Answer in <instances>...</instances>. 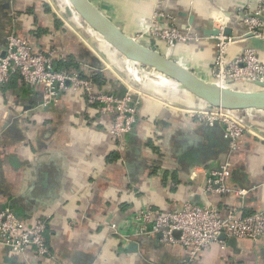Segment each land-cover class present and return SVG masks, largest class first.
<instances>
[{"label":"crops","instance_id":"1","mask_svg":"<svg viewBox=\"0 0 264 264\" xmlns=\"http://www.w3.org/2000/svg\"><path fill=\"white\" fill-rule=\"evenodd\" d=\"M89 1L133 38L149 26L154 11L187 12L197 26L213 18L218 28V8L234 22L237 9L264 8V0ZM65 3L0 0V50L14 28L36 52L55 50L64 60L58 68L92 80L97 92L132 93L135 122L119 150V141L109 133L111 115L88 104L71 86L47 108L40 104L41 89L26 88L18 76L0 89V209L9 206L28 226L48 218L50 253L14 255L0 246V264H180L187 258L183 247L161 243L157 236H132L129 218L146 205L173 212L186 202L214 207L222 216L229 210L264 212V112H242L249 128L232 149L222 126L195 116L194 111L205 108L202 101L160 74L142 76L131 69L130 79L125 58ZM210 11L215 16L208 17ZM196 43L155 47L214 82V47ZM240 50L241 44L229 47L228 60ZM258 57L264 64V55ZM232 88L264 90L240 83ZM223 166L228 169L225 183L244 190L243 197L205 192L212 172ZM191 264H264V238L232 245L227 239L224 249L213 243Z\"/></svg>","mask_w":264,"mask_h":264},{"label":"built area","instance_id":"2","mask_svg":"<svg viewBox=\"0 0 264 264\" xmlns=\"http://www.w3.org/2000/svg\"><path fill=\"white\" fill-rule=\"evenodd\" d=\"M213 15V13H211ZM239 21L255 38L264 41V23L255 16L264 17V8L237 9ZM246 16L242 19V16ZM215 16V14L213 15ZM169 19V18H168ZM161 12L154 11L149 26L135 40H146V46L157 50L155 44H163L173 48L178 44H186L190 40L199 42L198 36L191 37L179 32ZM238 40L220 38L217 56L212 67V79L222 88L233 89L234 84L264 83V64L255 51L245 50L235 59L228 60L225 49ZM55 50L47 53L36 52L32 42L13 28L5 37V44L0 50V89L7 85L14 76H18L28 89L40 88L42 107H49L58 102L61 94L70 86L86 98L88 104L96 105L100 112L111 115L109 133L119 141V150L124 148V137L135 122L136 100L132 93L104 94L97 92L94 82L83 78L78 72L58 69L64 62L56 55ZM130 62V61H129ZM139 71L142 76L153 75L146 67L125 63L126 71ZM129 73V72H128ZM130 78L131 74L129 73ZM242 112L221 108L207 107L194 111L198 120L210 126H222L230 147L235 149L238 140L249 126L243 120ZM227 167L212 172L205 192L210 195L236 193L245 195L244 190H235L227 186ZM48 218L38 220L28 226L25 221L9 206L0 209V246L14 255L33 252L37 257L49 256V248L45 237ZM128 227L133 229L132 236L159 237L161 243L179 245L187 253V258L180 264H191L198 254L213 243L225 248V241L219 240L224 235L226 240H249L258 242L264 238V212L241 215L238 211L229 210L225 216L209 206H199L186 202L173 212H163L146 205L133 214L128 220ZM129 234L124 237L127 240Z\"/></svg>","mask_w":264,"mask_h":264},{"label":"water","instance_id":"3","mask_svg":"<svg viewBox=\"0 0 264 264\" xmlns=\"http://www.w3.org/2000/svg\"><path fill=\"white\" fill-rule=\"evenodd\" d=\"M67 1L72 11L127 61L151 69L174 81L186 92L202 101L205 104V108L214 107L232 111L256 110L264 112V90L240 92L230 88H222L215 82L205 81L180 62L172 60L158 50L151 49L135 40V38L124 34L111 20L91 4L89 0ZM216 10L218 12L216 16L221 18L219 19L221 23L218 28L213 27V18L207 19L206 23L197 26L193 21L192 14L190 16L189 13L180 11L178 15H173L164 10L162 11L165 18H169L167 23L173 25L179 32L188 34L191 37L198 36L200 41L196 44L207 42L213 45L214 60L218 54L217 46L220 43V38L237 39L238 41L229 47L235 44H241L240 53L251 49L255 51L259 60V54L264 55V41L250 34L241 24V21L234 23L230 14L220 8ZM211 12L208 13V17L212 16ZM241 16L242 19L246 17ZM253 16L264 23V17ZM190 42L195 43L193 40H190L186 44ZM256 85L264 89V83L257 82ZM219 240L225 241L226 238L224 235H221ZM235 241L236 239L230 238L228 239V244L232 245Z\"/></svg>","mask_w":264,"mask_h":264},{"label":"bare ground","instance_id":"4","mask_svg":"<svg viewBox=\"0 0 264 264\" xmlns=\"http://www.w3.org/2000/svg\"><path fill=\"white\" fill-rule=\"evenodd\" d=\"M66 2H67V4H68V6H69L68 8L72 11L69 2H68L67 0H66ZM72 12H73V11H72ZM238 21H239V18H238ZM238 21H237V22H238ZM234 23H236V22H234ZM125 60H126V59H125ZM126 61H127V60H126ZM128 62H129V61H128ZM130 63H132V62H130ZM132 64H135V63H132ZM132 69H133V68H132ZM133 70H134V69H133ZM135 72L139 73V71H136V70H135ZM139 74H140V73H139ZM156 74H158V73H156Z\"/></svg>","mask_w":264,"mask_h":264},{"label":"rangeland","instance_id":"5","mask_svg":"<svg viewBox=\"0 0 264 264\" xmlns=\"http://www.w3.org/2000/svg\"><path fill=\"white\" fill-rule=\"evenodd\" d=\"M65 4H67V2H66ZM88 28H89V27H88ZM87 30L89 31L90 29H87V28H86V31H87ZM91 31H92V30H91ZM89 32H90V31H89ZM90 34H91V33H90ZM92 34H93V33H92ZM227 52H228V49L226 48L225 51H224V53L227 54ZM126 62H128V61H126ZM128 63H130V62H128Z\"/></svg>","mask_w":264,"mask_h":264},{"label":"trees","instance_id":"6","mask_svg":"<svg viewBox=\"0 0 264 264\" xmlns=\"http://www.w3.org/2000/svg\"><path fill=\"white\" fill-rule=\"evenodd\" d=\"M58 68V67H57ZM62 68V67H61ZM61 68H58V69H61ZM64 68V67H63Z\"/></svg>","mask_w":264,"mask_h":264}]
</instances>
